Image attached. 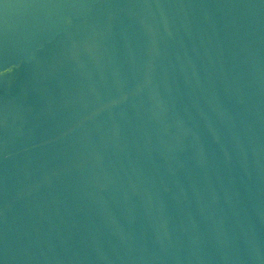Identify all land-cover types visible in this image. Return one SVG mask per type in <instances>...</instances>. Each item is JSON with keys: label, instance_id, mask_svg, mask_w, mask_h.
I'll use <instances>...</instances> for the list:
<instances>
[{"label": "water", "instance_id": "95a60500", "mask_svg": "<svg viewBox=\"0 0 264 264\" xmlns=\"http://www.w3.org/2000/svg\"><path fill=\"white\" fill-rule=\"evenodd\" d=\"M0 264H264V0H0Z\"/></svg>", "mask_w": 264, "mask_h": 264}]
</instances>
